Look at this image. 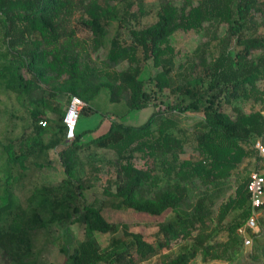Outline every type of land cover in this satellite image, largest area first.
I'll use <instances>...</instances> for the list:
<instances>
[{"label":"trees","instance_id":"trees-1","mask_svg":"<svg viewBox=\"0 0 264 264\" xmlns=\"http://www.w3.org/2000/svg\"><path fill=\"white\" fill-rule=\"evenodd\" d=\"M147 6L144 0H0V94H15L31 105L25 106L28 120L22 134L4 135L0 141L7 164L0 171V201L4 199L0 247L11 264H33L38 231L48 224L77 223L87 233L112 232L115 226L102 214L108 207L153 216L170 210L173 215L159 221L153 240L123 226L120 235L111 238L107 253L89 237L72 249L61 247L68 264H135L179 239H190V248L158 264H191L198 255L203 261L228 258L241 241L237 228L250 213L248 176L219 207L218 223L231 211L238 212L227 226L226 241L213 239L215 230L208 221L215 190L245 158L258 153L250 138L260 137L264 145V104L249 112L233 104L237 99L264 102V89L258 85L264 81V0H180V4L162 0L155 19L143 26L141 19L150 12ZM77 10L81 12L77 22L91 34L89 42L79 38L71 25ZM114 19L125 26L126 36L117 31L103 59H85L89 51L105 45ZM205 22L227 24L226 34L212 53L210 41L203 42L192 59L176 66L170 36L177 30H199ZM254 50L262 52L253 56ZM122 62L127 67L118 69ZM145 64L155 71L141 78ZM36 87L41 94L32 97ZM101 91L119 107L112 110L118 119L84 143L80 139L86 131L68 141L63 117L69 97H80L86 103L80 116H89L97 112L93 105ZM163 93L174 97L161 108L163 100L157 97ZM64 96L67 103L60 101ZM223 104L231 111H224ZM147 106L154 111L143 124L119 120L132 109ZM196 111L203 112L201 130L194 138L198 157L181 158L189 133L168 113ZM84 144L114 151L118 183L103 181L105 174L94 159L85 163V176L77 178ZM136 155L151 158L154 166L138 167L133 162ZM58 165L63 171L60 180H35L23 201L15 197L14 186L28 166ZM94 180L101 182L104 198L84 202V190ZM195 181L206 191L190 201L188 184ZM260 252L264 258V244Z\"/></svg>","mask_w":264,"mask_h":264},{"label":"rangeland","instance_id":"rangeland-1","mask_svg":"<svg viewBox=\"0 0 264 264\" xmlns=\"http://www.w3.org/2000/svg\"><path fill=\"white\" fill-rule=\"evenodd\" d=\"M150 10L149 14L141 19L140 25H146L151 23L155 19V12L157 5L162 0H144ZM175 4H180V0H170ZM136 6H132L131 10H135ZM81 16L79 10L75 11L71 21L75 29L76 35L85 39L89 42L91 34L84 29L78 22L77 19ZM128 19L131 25L133 21ZM258 20H261L258 17ZM227 24L225 23H203L199 30H177L169 38L170 43L175 48V65L178 66L180 63H184L192 59L193 51L197 45L210 41V52L212 53L215 48L217 40L222 38L226 34ZM119 31L121 37L126 36V28L124 25L120 26L119 19H114L108 28L107 40L104 46L100 47L96 51H89V56L93 60L99 61L103 59L107 53V48L109 46L110 39ZM262 32V28L260 29ZM261 50H254L252 55L257 56L261 53ZM127 62H122L117 66L118 69H124L127 67ZM155 69L151 67L150 64H145L143 66L141 78H147L150 74H153ZM21 73L24 77H29L24 69H21ZM260 88L264 89V81H258ZM42 87V86H41ZM41 88H34L31 91L32 97L40 96ZM173 95L159 94L157 101L163 100L159 107H165V103L171 102ZM68 98L64 97L63 102L67 103ZM234 105L239 107L244 112H249L252 109H259L262 107L264 102L252 101L245 99H237L233 102ZM25 106L30 107V103L25 101L21 102V99H17L15 94H0V141L3 136H19L25 129L28 120V112ZM97 112L89 116H80L78 121V127L86 133L81 137L80 141L84 143L92 137L100 129L101 125L104 126L110 123L113 119H118L112 110L118 106L115 103L108 101V96L106 91H101L96 98L95 105H93ZM119 108V107H118ZM222 109L224 111L230 112L231 106L223 104ZM154 111V107L147 106L139 109H132L126 115L119 118L126 125L138 126L147 121L151 113ZM168 116L175 119L177 126L189 133V142L184 147V152L181 154V158H197L198 152L195 149V136L201 130V122L203 119V112H170ZM155 126V125H154ZM104 129V128H103ZM260 140V137L252 136L250 138V143H255ZM71 141V140H69ZM18 149V145L14 147V150ZM57 148V150H59ZM1 152V148H0ZM79 156L82 161V165L79 167L77 172V178L83 177L86 174L87 166L86 162L90 159H94L96 164L100 165L102 171L105 175H102V180L106 178L114 180V182H119V177L116 173V165L114 160L116 155L111 149L96 148L90 144L83 145L79 150ZM133 162L138 167H153L154 162L151 158H142L136 155ZM6 164V159L0 154V171L3 172ZM19 167L15 168V172L19 173ZM258 169L264 172V157L258 155L245 158L239 166L231 173V175L226 178L219 187L215 190V201L212 206V219L208 221L210 228L215 230L214 240L215 241H226L227 239V226L234 222L238 215L237 211H231L222 222L218 223L216 220L220 205L227 201L230 196H233L238 181L241 179L249 177L252 170ZM21 172V171H20ZM23 173V178L17 182L14 186L15 197L23 201L28 194L31 185L35 180L44 182H57L63 176V171L61 166H48L35 168L28 166ZM102 181V182H103ZM94 184L84 190V202H89L94 198L103 199L102 187L100 181H93ZM115 188V184L112 186ZM188 193L190 201H195L198 196L206 191L205 186H203L199 181L188 184ZM4 199L0 201L2 204ZM103 216L111 222L115 228L112 232H98L93 231L87 233L83 226L77 223H66V224H48L45 228L38 231L36 238V249L34 257L32 258L33 264H68L64 253L61 251V247H67L72 249L77 243L84 238H92L96 241L99 250L101 252L107 253L111 250L110 240L113 236H118L123 230V226H126L129 231L140 232L147 239L153 240L154 234L158 230V223L162 219L170 218L173 213L168 210L160 216H153L146 213H140L136 211H122L113 208H105L102 211ZM261 223V231L257 237L253 239V243L250 246H245L242 241H238L233 248L230 249L228 258L218 259V260H207L203 261L201 257L196 256L191 264H264V258L261 255L260 249L262 244H264V215L259 218ZM190 239H179L177 241L171 242L168 248L162 249L159 253L152 255L146 260L137 261L135 264H158L164 260L174 257L177 253L187 250L190 248ZM136 257V256H135ZM0 264H11L10 257L8 254L0 247Z\"/></svg>","mask_w":264,"mask_h":264},{"label":"built area","instance_id":"built-area-1","mask_svg":"<svg viewBox=\"0 0 264 264\" xmlns=\"http://www.w3.org/2000/svg\"><path fill=\"white\" fill-rule=\"evenodd\" d=\"M86 103L78 96L71 95L67 103L63 123L65 126L66 139L73 140L76 135V127L80 118V112ZM264 114V110L262 111ZM44 124V121H40ZM261 157H264V145L260 140L254 143ZM247 191L250 201V213L244 223L237 228V234L245 246L253 243V235L261 231L259 218L264 214V172L258 169L252 170L247 183Z\"/></svg>","mask_w":264,"mask_h":264},{"label":"crops","instance_id":"crops-1","mask_svg":"<svg viewBox=\"0 0 264 264\" xmlns=\"http://www.w3.org/2000/svg\"><path fill=\"white\" fill-rule=\"evenodd\" d=\"M64 97H65V96H64ZM64 97H62V98L60 99V101H62ZM62 102H63V101H62ZM78 121H79V120H78ZM78 125H79V124L77 123L76 133H79V132L82 131V129H81L80 127H78ZM108 127H109V123H107L105 126H104V123H103V124L101 125L100 129L95 133L94 136H97V135H99V134L105 132V131L108 129ZM103 128H104V129H103Z\"/></svg>","mask_w":264,"mask_h":264}]
</instances>
